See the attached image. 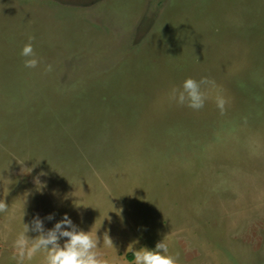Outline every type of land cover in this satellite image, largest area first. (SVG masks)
I'll return each mask as SVG.
<instances>
[{"label": "rangeland", "instance_id": "obj_1", "mask_svg": "<svg viewBox=\"0 0 264 264\" xmlns=\"http://www.w3.org/2000/svg\"><path fill=\"white\" fill-rule=\"evenodd\" d=\"M0 204V264L65 212L102 264H264V0H0Z\"/></svg>", "mask_w": 264, "mask_h": 264}, {"label": "clouds", "instance_id": "obj_2", "mask_svg": "<svg viewBox=\"0 0 264 264\" xmlns=\"http://www.w3.org/2000/svg\"><path fill=\"white\" fill-rule=\"evenodd\" d=\"M20 56L24 58L23 63L26 68H35L40 63L31 42L21 47ZM51 69L50 64L45 66L46 71ZM208 85H214V82L207 77H201L199 80L187 77L179 88H172L170 99L194 110L201 109L206 100L202 86ZM224 103L222 97L216 98L217 107L221 111ZM5 207L6 205L0 204V212L4 211ZM53 219L54 213H47L44 217L36 213L29 222H23V233L16 245L17 264H23L25 259L31 260L37 252L43 253L41 264H102L94 251L98 247L96 233L93 235L90 230L79 228L67 212L63 213L60 219L55 220L51 227L46 228L44 221ZM29 231L37 235L31 238V247L25 248L23 237H28L26 233ZM62 238H64L63 243L60 242ZM131 251L133 256L131 264H177L176 257L169 254L168 245L163 238L158 240L154 247H132Z\"/></svg>", "mask_w": 264, "mask_h": 264}]
</instances>
